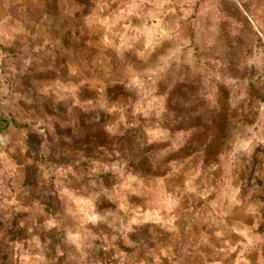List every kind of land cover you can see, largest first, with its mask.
I'll list each match as a JSON object with an SVG mask.
<instances>
[{"label":"rangeland","instance_id":"rangeland-1","mask_svg":"<svg viewBox=\"0 0 264 264\" xmlns=\"http://www.w3.org/2000/svg\"><path fill=\"white\" fill-rule=\"evenodd\" d=\"M0 264H264V0H0Z\"/></svg>","mask_w":264,"mask_h":264},{"label":"trees","instance_id":"trees-1","mask_svg":"<svg viewBox=\"0 0 264 264\" xmlns=\"http://www.w3.org/2000/svg\"><path fill=\"white\" fill-rule=\"evenodd\" d=\"M249 22V21H248ZM260 37V36H259ZM189 129L192 134L189 140L179 145L181 152L180 160L189 159L194 156H201L205 163L217 164L219 154L222 152V147L225 144V139L228 134L235 129L232 126V120L225 114V111H220L217 115L206 116L201 111L192 113L187 119ZM185 119H183V124ZM238 123L235 124L238 126ZM176 132L187 130L185 126L174 128Z\"/></svg>","mask_w":264,"mask_h":264}]
</instances>
